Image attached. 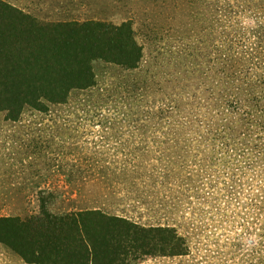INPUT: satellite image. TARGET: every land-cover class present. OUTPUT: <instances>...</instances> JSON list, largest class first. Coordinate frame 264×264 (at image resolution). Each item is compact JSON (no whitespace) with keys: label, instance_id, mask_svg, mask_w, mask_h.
<instances>
[{"label":"rangeland","instance_id":"rangeland-1","mask_svg":"<svg viewBox=\"0 0 264 264\" xmlns=\"http://www.w3.org/2000/svg\"><path fill=\"white\" fill-rule=\"evenodd\" d=\"M0 2L50 23L128 21L143 48L132 71L94 61L95 87L64 104L0 112V216L96 208L189 241L138 264H264V111L215 102L240 73L264 87V0ZM0 264L26 263L0 244Z\"/></svg>","mask_w":264,"mask_h":264},{"label":"trees","instance_id":"trees-1","mask_svg":"<svg viewBox=\"0 0 264 264\" xmlns=\"http://www.w3.org/2000/svg\"><path fill=\"white\" fill-rule=\"evenodd\" d=\"M142 59L128 21L50 23L0 2V112L7 120L16 121L26 106L46 111L45 103L64 104L73 91L95 87L94 61L132 71ZM235 77L240 84L221 90L217 106L236 118L253 106L264 111L261 78L248 72ZM0 244L26 264H138L190 251L174 227L144 226L96 208L55 213L45 200L30 215L0 216Z\"/></svg>","mask_w":264,"mask_h":264}]
</instances>
